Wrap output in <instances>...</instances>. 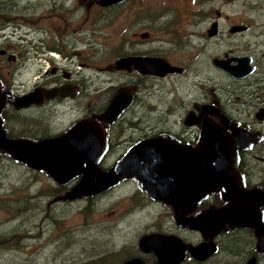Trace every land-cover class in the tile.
I'll use <instances>...</instances> for the list:
<instances>
[{
    "label": "flooded vegetation",
    "instance_id": "af4514ba",
    "mask_svg": "<svg viewBox=\"0 0 264 264\" xmlns=\"http://www.w3.org/2000/svg\"><path fill=\"white\" fill-rule=\"evenodd\" d=\"M0 94L1 129L10 139L54 138L92 121L104 139L99 166L105 170L160 135L174 137L184 150L198 149L206 122L237 148L242 185L255 194L236 202L213 191L180 219L137 177L72 197L83 174L63 183L0 147L2 167L23 166L41 184L37 199L22 209L36 207L47 194L43 174L55 183L47 189L52 204L85 199L88 206L122 189L132 205L161 207L123 245L130 249L122 261L107 249L95 254L94 264L133 258L144 264H264V0H0ZM26 95L39 101L19 106ZM116 102L123 108L111 117ZM3 185L7 215L0 224L16 218L19 198ZM151 233L173 238L168 263L143 247ZM17 237L10 233L0 249L12 248Z\"/></svg>",
    "mask_w": 264,
    "mask_h": 264
},
{
    "label": "water",
    "instance_id": "95a60500",
    "mask_svg": "<svg viewBox=\"0 0 264 264\" xmlns=\"http://www.w3.org/2000/svg\"><path fill=\"white\" fill-rule=\"evenodd\" d=\"M18 100L19 106L39 101L33 95ZM123 104L116 102L109 116L119 114ZM4 105L5 97L0 94V113ZM90 134L93 135L89 137ZM202 137L198 149L186 146L185 150L169 135L147 139L133 147L123 160L105 170L99 166L105 149L104 139L92 121H80L62 136L31 141L7 138L0 119V147L12 153L17 161L43 169L63 183L83 174L72 197L97 195L117 185L121 178L134 176L151 198L172 205L180 219H184L213 191L221 190L226 199L234 198L236 202L255 194L246 191L242 185L237 148L226 132L206 122ZM237 144L243 147L242 143ZM171 239L151 233L141 242L143 247L147 245L144 247L147 250H156L163 263H168L172 256L170 248L174 244ZM123 264L144 263L133 258Z\"/></svg>",
    "mask_w": 264,
    "mask_h": 264
},
{
    "label": "rangeland",
    "instance_id": "374dc122",
    "mask_svg": "<svg viewBox=\"0 0 264 264\" xmlns=\"http://www.w3.org/2000/svg\"><path fill=\"white\" fill-rule=\"evenodd\" d=\"M2 165V191H14L19 198L15 200L16 218L12 222L9 219L0 224V242L10 233L18 236L17 242L10 241L14 242L12 248L0 249V264H94L92 261L95 254L109 250L117 253L116 258L122 261L124 252L130 249L123 245L135 239L139 224L151 223L161 212V207L157 205L142 208L128 203L124 197L126 191L122 189L103 195L88 206L85 199L70 204H52L53 198L48 194L53 191L47 189L55 183L45 174L43 192L47 194L43 193L36 207L22 209L20 205L31 204L37 199L41 184L31 180L34 174L23 166L11 164L9 167L6 163L4 168ZM0 205L1 218L7 215V211L3 200H0ZM104 220H115L118 223L112 225ZM23 235L26 237L20 241Z\"/></svg>",
    "mask_w": 264,
    "mask_h": 264
}]
</instances>
